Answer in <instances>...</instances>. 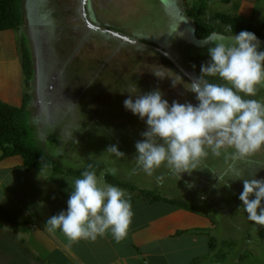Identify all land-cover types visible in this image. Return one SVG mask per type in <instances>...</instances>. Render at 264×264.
Masks as SVG:
<instances>
[{"label":"rangeland","instance_id":"1","mask_svg":"<svg viewBox=\"0 0 264 264\" xmlns=\"http://www.w3.org/2000/svg\"><path fill=\"white\" fill-rule=\"evenodd\" d=\"M27 1L36 8V24L29 16ZM227 1L93 0L94 13L91 8L82 10V0H24V25L22 30L12 32L13 46L21 61L23 36H29L35 62L29 125L34 129L32 136L37 146L49 156L59 158L62 166L69 170H82L91 164L101 167L99 171L96 169L99 175L107 167H116L118 172L110 175V181L105 177L108 183L154 191L158 196L209 217L216 225L213 232L196 235L197 239L185 237L174 244L175 249L176 245H181L175 254L177 257L184 250L182 260H190L187 250L194 247L201 253L197 264H209L211 259L212 264H264V227L248 221L240 208L243 182H230V187H226L232 170L240 172L242 178H251V174L259 170L256 178L264 179V148L243 160H233L231 148L223 150L219 157L209 153L200 159L191 175L184 173L181 179L163 166L151 177L142 171L131 174L135 167L132 160L135 144L142 139L146 125L125 110L123 101L129 94L159 89L170 104L178 101L195 105L191 82L199 77L200 67L209 57L207 47L193 40L195 25L188 12L204 8L205 19L215 24L218 23L214 20L215 13L241 17L255 24L264 20V0L258 4L256 0H248V4L244 0ZM45 31L48 36L44 41L42 33ZM5 43L6 46L4 42L0 46L4 44L11 56V43ZM147 43H151V47ZM47 45L50 46L48 55ZM261 50H264V42H261ZM48 59L58 68L54 66L56 72L47 79V70L52 67ZM206 79L222 83L218 78ZM257 88L255 97L244 98L264 102V84ZM24 91H27L25 86ZM113 144L118 145L127 158L118 160L106 153L107 147ZM92 154L95 156L89 159ZM52 173H55L52 168L37 169L32 173L33 181ZM224 173L229 176L219 183L216 175ZM161 174L165 175V180L162 186H157L155 176ZM54 177L57 185H48L46 181L45 185L36 187L39 196L36 192L32 199L31 217L24 212L17 216L26 217L30 223L34 216L36 223L42 226L46 214L67 205L69 195L65 198L60 195L65 190L70 194L76 177L58 173ZM31 182L26 181L28 185ZM122 189L134 197L129 188ZM162 205L179 208L173 203ZM18 228L19 231L12 234L14 231L6 225L0 226V264H46L35 251L15 242L24 230L21 226ZM26 232L23 233L25 239ZM202 235L206 241H198ZM203 241L210 246L207 256L202 251ZM174 264L181 263L177 260Z\"/></svg>","mask_w":264,"mask_h":264},{"label":"clouds","instance_id":"2","mask_svg":"<svg viewBox=\"0 0 264 264\" xmlns=\"http://www.w3.org/2000/svg\"><path fill=\"white\" fill-rule=\"evenodd\" d=\"M232 32L233 27L226 25L224 32L213 31L201 40L209 59L191 83L195 105L178 101L170 104L159 89L129 94L123 101L125 110L146 125L142 139L135 144L131 174L142 171L151 177L163 166L181 179L184 173L191 175L209 153L219 157L231 148L233 160H243L264 148V102L244 98L255 97L257 86L264 84V50L254 33L225 35ZM206 77L218 78L222 83L210 82ZM105 152L118 160L127 158L115 144ZM258 171L251 178H242L240 172L232 170L226 187L230 182H243L240 208L248 221L264 227V179L256 178ZM117 172L116 167H107L98 175L89 164L73 181L66 210L49 217L44 228L53 233L58 230L69 242L94 241L105 234L117 243L122 241L128 234L133 211L130 194L105 179ZM225 176L229 173L216 175V179L220 183ZM164 180L163 174L155 176L157 186H162Z\"/></svg>","mask_w":264,"mask_h":264},{"label":"crops","instance_id":"3","mask_svg":"<svg viewBox=\"0 0 264 264\" xmlns=\"http://www.w3.org/2000/svg\"><path fill=\"white\" fill-rule=\"evenodd\" d=\"M259 1L256 0L255 3L258 4ZM244 3L250 2L244 0ZM12 34V32L0 33V43L4 42L6 46L5 42H10L9 47H12L10 48L12 52H9L11 56H9L7 47L5 48L4 44L0 46V101L14 107H21L25 93L24 78L22 63L16 46H13L15 42ZM36 170V168L24 167V161L19 156L4 158L0 150V226L6 225L9 230L14 231L12 234L19 231L18 226H21L24 230L15 242L19 241L23 248L35 251L46 264H174L177 260L181 264H197L200 260L199 255H201L199 249L193 247L191 251L187 250L192 261L188 259H183V261L181 258L184 250L177 257L175 254L181 245H176L177 249H175L174 244L180 242L179 239L185 237L197 239L196 235H206L215 230V223L201 213L170 208L162 203L154 205L139 203L132 206L133 217L128 234L119 243L110 234L98 237L94 241L69 242L58 230L54 233L49 232L44 225L37 224L34 216L30 220L32 223L27 221L26 217L21 218L20 216L24 212L26 216L31 217L30 213L34 208L32 199L36 197V187L45 185L46 181L48 185L49 183L57 185L55 173L42 175L43 178L33 181L32 173ZM27 180L32 182L28 185ZM61 194L63 195L60 196L65 198V196L68 197L69 192L65 190ZM37 195L39 196L38 192ZM40 195L43 197V194ZM54 196L58 198V194ZM66 206L62 210H66ZM60 211H50L45 219L47 220ZM18 214L20 215L17 216ZM28 224L31 225L30 228H26ZM25 230L28 231L26 239L23 236ZM204 235L198 237V241L202 239L206 241ZM170 246L172 247L168 251ZM202 248L205 252L203 254L207 256L210 246L204 242ZM173 257L176 260L174 258L172 263ZM212 263L213 259L209 264Z\"/></svg>","mask_w":264,"mask_h":264},{"label":"trees","instance_id":"4","mask_svg":"<svg viewBox=\"0 0 264 264\" xmlns=\"http://www.w3.org/2000/svg\"><path fill=\"white\" fill-rule=\"evenodd\" d=\"M23 2L24 0H0V33L22 30L24 25ZM204 11L205 9L201 8L197 12H188V15L193 19L195 25L194 41L199 43L207 34L213 31L224 32L225 26L231 25L233 27V32L225 33V35H234L241 31H249L254 33L261 42H264V20L260 24H255L245 21V19L241 17L215 13L214 20L218 22L215 24L210 22L209 18L205 19L207 13ZM175 30L178 31V28ZM29 43V36L24 35L21 48L23 56L21 63L24 86L27 91L24 93L23 105L21 107H14L0 102V150L4 158L15 156L21 157L24 161V167L26 168L43 169L48 167L52 168L55 173L78 178L80 177L81 172L86 168L76 171H74V169L69 170L64 168L62 166V161L59 158L57 159L49 156L45 150L37 146L34 136H32L35 132L29 125V122H31L29 106L33 100L30 92L34 89L33 80L35 77V62L32 47L30 46L31 43ZM147 44L151 47V43ZM168 61L170 62V60ZM93 167L95 170L98 168V171L101 168L96 165H93ZM106 177L108 181L111 180L110 175H107ZM117 186L125 189L129 188L132 191L131 193H134V197L131 196L132 206L139 203L154 205L166 202L173 203L181 209L195 212V210H192L185 205L158 196L154 191L146 189L140 190L135 187H129L124 183Z\"/></svg>","mask_w":264,"mask_h":264},{"label":"flooded vegetation","instance_id":"5","mask_svg":"<svg viewBox=\"0 0 264 264\" xmlns=\"http://www.w3.org/2000/svg\"><path fill=\"white\" fill-rule=\"evenodd\" d=\"M82 1H83V6L81 5V7H82V10L84 12L86 11V9L88 10V9L91 8L93 10V12L95 13L94 5H93V0H82ZM29 2L27 1L26 7H27V10H28L29 16L31 17V20H34V23H35L36 20H35V14H34L35 12H34V9H36V8H34L31 5H29L30 4ZM33 2H34V0H33ZM31 26H33V24H31ZM36 28H38V27H36ZM42 35L44 36V41H45V36H48L47 35V31L43 32ZM49 48H50V46H48V48L46 49L47 55H48V52H50V49ZM48 62L51 64L52 67L47 70L48 71L47 79L52 75L53 72H56L57 69L55 70L54 69V66L56 68H58L57 64L55 63V65H54V63H52V61L50 59H48ZM58 93H60V92L58 91Z\"/></svg>","mask_w":264,"mask_h":264}]
</instances>
